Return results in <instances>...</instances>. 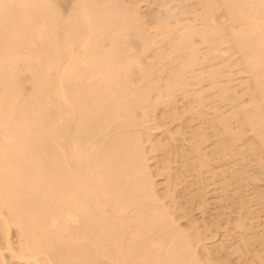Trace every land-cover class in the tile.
I'll return each mask as SVG.
<instances>
[{
  "label": "bare ground",
  "instance_id": "6f19581e",
  "mask_svg": "<svg viewBox=\"0 0 264 264\" xmlns=\"http://www.w3.org/2000/svg\"><path fill=\"white\" fill-rule=\"evenodd\" d=\"M70 2L71 11L65 14L61 9L66 3L60 7L58 0H0V229L7 243L4 248L10 252L8 258L17 264L229 262L216 259L204 240L208 224L206 231L191 224V233L175 225L177 212L186 207L180 206L176 214L171 210L174 207L170 209L173 201L176 207L177 200L171 183L174 188L179 177L182 180L192 171L199 176L211 172L214 152L219 154L215 158L220 153L239 157L248 149L253 157L258 155L264 178V0H160L158 10L151 14L155 5L148 4L149 10L143 5L150 19L139 0ZM163 45L168 46V50L164 46L168 52ZM231 59L232 65L238 64L234 66L249 74L242 71L258 91L253 90L259 98L254 97L255 101L249 92L253 103L249 101L248 108L239 103L244 119L238 114L240 105H235L237 113L231 106L236 113L228 112L232 118L217 109L220 98L228 100L227 94L233 91L228 83L233 79ZM224 70H230V76ZM222 76L228 82H222ZM205 82L207 87L196 85ZM206 90L217 92L211 93L215 100L220 99L217 107L212 96L205 97ZM179 95L187 105L192 98L190 112L198 105L195 114L186 104L179 105L181 110L187 108L180 111L176 103ZM236 96L230 99L238 102ZM224 102L219 104L226 106ZM168 105L175 108L170 111L174 116L198 113L205 125L217 122L223 128L217 132L220 141L215 139L217 126L212 135L204 127L189 129L190 135L185 128L179 130L178 138L185 132L192 142L181 137L189 146H178L177 173L170 165L171 150L177 151L175 146L180 143L177 133L167 132L164 142L163 135L157 138L152 123L148 126L146 120L158 110L164 113ZM173 109L180 114L175 115ZM171 113L168 115L173 118ZM159 117L158 124L166 118L160 121ZM178 117L175 119L182 122L185 116ZM237 118L238 130L230 127V121ZM191 122L189 125L196 123ZM246 128L258 138L253 131V140L245 137ZM165 132L161 133L167 136ZM211 136H216L211 145L221 142L215 144L218 148L205 143ZM245 138L258 142L248 146ZM146 140L154 142L146 145L149 152L145 151ZM239 140H245L249 148L237 145ZM150 159H155L152 164L157 174L155 169L151 171ZM242 171L244 178H250L247 168ZM162 172L177 177L174 182V178H164L170 179L168 184L164 182V193L167 198L173 196L172 203L160 201L164 195L159 199L155 192L158 181L153 177ZM235 172L239 179L241 175ZM202 180L201 186L207 182ZM241 200L246 203L245 198ZM246 214L236 222L240 234L227 239L234 238L230 247L239 257L252 252L251 264H264V231L260 236L250 233ZM11 228L18 233L15 245L9 235ZM2 252L0 264L10 263Z\"/></svg>",
  "mask_w": 264,
  "mask_h": 264
},
{
  "label": "rangeland",
  "instance_id": "374dc122",
  "mask_svg": "<svg viewBox=\"0 0 264 264\" xmlns=\"http://www.w3.org/2000/svg\"><path fill=\"white\" fill-rule=\"evenodd\" d=\"M57 1V0H56ZM60 1H63V0H60ZM64 1H66V0H64ZM63 1V4H62V2L60 3L59 2V0H58V3H59V5H60V7H62V5H64L65 3V6H64V8H62L61 10L63 11V9H64V11H65V14L67 13V11L69 12V11H71L70 10V8H72V7H70V5L72 4V3H74V2H70V0L68 1H66V2H64ZM72 1V0H71ZM120 1V0H119ZM147 1H150V0H147ZM147 1H144V2H141V0H139V2H141V8L143 7V5L146 7V6H148L149 8H147L148 10L149 9H152V7L150 8V6H154L153 7V9L152 10H150V14L152 13V12H156L157 10H158V6H156V5H159V1L158 0H155L156 1V4H155V1H154V3L152 4V3H148ZM152 1V2H153ZM159 3H158V2ZM169 1H171V0H169ZM71 4H70V3ZM174 2V1H173ZM172 3V2H171ZM170 3V5H172ZM138 4H140V3H138ZM150 6H149V5ZM175 5H177L176 3H174ZM174 5V6H175ZM71 6H73V5H71ZM173 6V5H172ZM70 7V8H69ZM178 7V6H177ZM173 8V7H172ZM69 9V10H68ZM142 9H146V8H142ZM147 9H146V12L144 11L143 13H145L144 15H145V17L147 18V19H150V17L148 18L147 16H149L150 14L148 13V11H147ZM173 10V9H172ZM175 10V9H174ZM178 10H180L179 8H177V12H179ZM176 11V10H175ZM174 11V12H175ZM159 12V11H158ZM176 12V13H177ZM162 14V13H161ZM164 46H167V45H163V47H162V49H164V50H166L167 48H168V46L166 47V49H165V47ZM168 50V49H167ZM166 50V52H168ZM234 59V58H233ZM236 59V58H235ZM234 59V60H235ZM229 61L230 60H228L226 63H227V65H229ZM233 60L231 59V61H230V65H232L231 64V62H232ZM235 61H237V60H235ZM238 62V61H237ZM225 63V64H226ZM216 64V63H215ZM214 64V66H216L217 64H219V63H217L216 65ZM221 65V64H220ZM223 65V64H222ZM221 65V66H222ZM229 65V66H230ZM234 65H235V63H234ZM234 65H232V66H234ZM238 65V64H237ZM237 65H235V66H237ZM229 66H226L227 68L229 67ZM232 67L230 70H232L231 71V73L233 74V76H230V74L231 73H228V72H230V70H227L228 72H226L225 70V75L227 74V76H228V74H229V76L232 78L233 77V79L231 80V81H227L226 80V82H228L232 87L230 88V89H233V91L234 90H236V94H237V96H238V98L240 97V100H238V102H235L234 100H232L233 98H234V95L236 96V94H233L234 92L232 91V90H230L231 92H229L228 94H229V97H228V94H227V98H229L228 100H222V98H220L221 99V102L222 101H227L226 103V106H224L225 104H223V105H221L222 103L221 102H219V98H216V100L219 102V103H221V104H219L218 102V107H217V104H216V100H215V98H213V97H215V96H213V95H211V93L212 94H215V93H217V92H213V90H206V91H209V92H207L208 94H205V97L207 96V99H208V95H210V96H212V98L214 99V101H215V107H217V109L219 110V114H221L222 116L224 115V114H226V113H228V112H231L234 108H235V105H240L241 107L239 108V115L241 114L240 112H242L243 111V109H242V105H247V104H249L251 101H255V98L257 99L258 97H255L254 95H253V90H255L256 92H258L256 89H255V86H254V88H253V86H252V84H251V82H254L253 80L251 81V78H250V80H248L249 79V77L247 78V76L245 75V73L247 74V72L246 71H243L241 68H237V67ZM218 66H216L215 68H217ZM220 67V66H219ZM218 67V68H219ZM224 67H225V65H224ZM231 67V66H230ZM238 67H239V65H238ZM237 68V69H236ZM224 69V68H223ZM238 69H241V70H239V71H241V73L240 72H236V71H238ZM245 72V73H243V72ZM247 75H249V74H247ZM223 77V76H222ZM227 78V77H226ZM224 80V77L222 78V82H224V83H226L225 81H223ZM203 83V82H202ZM202 83H198V84H196V85H200V86H204L205 85V87H207V83L205 82V84H202ZM253 85H254V83H253ZM195 86V85H194ZM198 86L196 87L195 86V88H198ZM249 87V88H248ZM200 88V87H199ZM250 89V90H249ZM216 91V90H215ZM254 91V94H256V92ZM247 92V93H246ZM249 92H251L250 94H251V96H253L252 97V99H250L251 97H250V94H249ZM206 93V92H205ZM210 93V94H209ZM259 96V93H257L256 94V96ZM217 96H218V94H217ZM233 96V97H232ZM237 96H236V98H237ZM184 96H182V95H179L178 96V98H177V100H178V102H176V103H179V104H177V107L180 109V107H179V105L180 106H182V107H185V105L184 104H186V103H184V101H183V99H181V100H179L180 98H183ZM220 97V96H219ZM230 97H232V99H230ZM255 97V98H254ZM190 98V97H189ZM211 97L209 98L210 100L212 99ZM186 99L187 100H189L187 97H186ZM213 99L211 100V101H213ZM235 99V98H234ZM259 99V98H258ZM185 100V99H184ZM190 100H192V98H190ZM190 100L189 101H187V103H188V105H187V108L189 109L190 108V106L189 105H191L192 106V104H194L193 103V100L190 102ZM209 100V101H210ZM251 100V101H250ZM180 101V102H179ZM186 101V100H185ZM232 101H234L233 103H232ZM250 101V102H249ZM260 101V100H259ZM189 102L191 103V104H189ZM224 102V103H225ZM258 102V101H257ZM196 103V102H195ZM234 104V105H232V104ZM239 103H241V104H239ZM251 103H253V102H251ZM214 105V104H213ZM169 106V105H168ZM168 106L166 107L167 109H168ZM189 106V107H188ZM195 106V105H194ZM233 107V109L231 110V108ZM251 107L253 106V105H250ZM171 107V108H170ZM172 105H170L169 106V111L166 109V111L165 112H170L171 110H172ZM176 107V108H177ZM181 107V108H182ZM196 107V106H195ZM195 107H193V108H191L192 109V111L191 112H194V109H195ZM246 108H248V106H245ZM244 107V108H245ZM174 108V107H173ZM178 108H177V110H178ZM187 108H185V109H187ZM175 109V108H174ZM174 109H173V111H174ZM183 109L184 108H182V110L180 109V111L181 112H183ZM184 109V110H185ZM196 109H198V105H197V107H196ZM237 109H238V107H237ZM242 111H241V110ZM179 111V110H178ZM189 112H190V109L188 110ZM187 110H186V112H188ZM212 111V110H211ZM234 111L236 112V110L234 109ZM164 112V113H165ZM167 112V113H168ZM172 112V111H171ZM170 112V113H171ZM176 112V110L173 112V113H175ZM188 112V114H190ZM223 112H226V113H224L223 114ZM233 112V111H232ZM231 112V113H232ZM235 112H233V113H235ZM162 113L163 112H159V110H158V112H156V115L159 117V115H161L160 117H159V120L160 121H162L161 120V117H163V118H165L164 120H163V122L162 123H164V124H162V123H159L158 124V117H156V115H149L150 117H151V119L149 118V116H147L148 118H149V120H148V118L146 117V120H147V124H148V126H150V123H152L151 124V126L153 127V128H155V135H157L156 137L158 138V137H161V135L160 134H162L163 136H162V139H163V137H164V142L167 140L166 138H168V136L169 135H167V132H168V134L169 133H171V135H172V131L174 132L173 134H176L177 132H179V130H180V132L181 131H183V130H181V129H184L186 132H188V131H190V130H193V129H198V128H203V129H208V130H205L206 132H211V135H212V131H213V129L217 126V128H215L216 130L218 129V131H216L215 132V134H217V132L220 134V132H221V130L223 129L222 128V126L219 124V123H215V124H217V125H214V126H210L209 124L210 123H206V125H205V122H202V120H199V119H202V118H200L199 117V119H198V113L195 115V116H190V115H186V113L184 112V114H181V115H179L180 117H178V115H176V114H178L179 112H176L175 113V115L178 117V118H183L184 116V118L182 119V122H179V120L176 118L175 119V117L176 116H174V114H172L173 115V118H172V116L171 115H168V114H170V113H166V114H164L163 113V115H162ZM213 112H211V114H212ZM237 113V112H236ZM235 113V114H236ZM151 114V113H150ZM152 114H154V113H152ZM180 114V113H179ZM194 114H195V112H194ZM230 113H228V114H226L227 116H230L229 115ZM243 114V113H242ZM165 115H168V120H167V116H165ZM183 115V116H182ZM212 115H215L214 113L212 114ZM238 115V117H239V119H240V116H242L241 117V119L243 118L244 119V114L243 115H240L239 116ZM182 116V117H181ZM186 116H187V118L189 117L190 119H191V117H192V119H194L193 121H194V123L195 124H190L189 125V123L191 122V120H190V122H189V120H185V119H187L186 118ZM232 116V115H231ZM230 116V117H231ZM155 119H154V118ZM196 119H195V118ZM152 118L154 119V122L155 121H157V122H153L152 121ZM232 118V117H231ZM198 119V120H197ZM152 122H151V121ZM166 120H167V122H166ZM187 121V122H189L188 124L187 123H184L185 121ZM196 120V121H195ZM233 120V119H232ZM230 121V122H233V124L232 123H230V127H231V125H233L234 126V128L236 127L237 128V126L239 127V125L237 124V121H238V118L235 120V122L234 121ZM150 121V122H149ZM159 121V122H160ZM184 121V122H183ZM192 121V122H193ZM201 121V122H200ZM240 121V120H239ZM244 121V120H243ZM243 121H240V122H243ZM191 122V123H192ZM153 123H154V125H153ZM177 123H178V125H177ZM181 123L182 124H187V125H183V126H188L187 128L186 127H183L182 125H181ZM203 123V124H202ZM235 123V124H234ZM161 124L163 125V127L162 128H159V127H161ZM158 125H160L158 128H156ZM221 126V127H218V126ZM237 125V126H236ZM180 126H182V128L180 127ZM232 126V127H233ZM179 127H180V129H179ZM214 127V128H213ZM231 127V128H232ZM151 129L152 131V136H151V139L154 141H156V139H153V138H156L155 137V135H154V129ZM220 128V129H219ZM222 128V129H221ZM233 128V129H234ZM235 128V129H236ZM157 129V130H156ZM168 129H170L171 130V132H169L168 131ZM190 129V130H189ZM214 129V130H215ZM234 129V130H235ZM249 129H251L250 127H249ZM248 128H246V131H245V133L247 132V130H248V132L245 134V137L247 136V137H252V140H253V135H252V131L253 130H249ZM164 130H167L166 132L164 131ZM236 130H238V129H236ZM220 131V132H219ZM158 132V133H157ZM161 132H165L166 133V135L167 136H165V134H163V133H161ZM179 132V134H182V133H180ZM222 132H224V131H222ZM255 131H253V134H254V136H255V133H254ZM189 133V132H188ZM187 133V134H188ZM186 134V135H187ZM191 134V131H190V133L188 134V135H190ZM214 134V132H213V135H215ZM219 134H217V137L216 136H211L210 137V139L211 138H215V139H218L219 141H220V139H219ZM143 135H145V134H143ZM158 135H160V136H158ZM170 135V136H171ZM185 135V132L183 133V136ZM222 135V134H221ZM176 135H174V137H175ZM178 136H180V135H178V133H177V140H179L180 139V143H179V141H178V145L176 144V142L175 141H177V140H175V141H173L177 146H175V145H173V147L175 146L176 148L179 146V144H184V143H188V141H190L188 138V136H184V137H188L187 138V140H185V141H183V143H182V138L181 137H183V136H181L180 138H178ZM145 137V136H144ZM146 137H148L147 135H146ZM166 137V138H165ZM183 137V138H184ZM256 137V136H255ZM220 138H222V137H220ZM256 138H258V137H256ZM256 138H255V140H256ZM145 139H147V138H145ZM185 139V138H184ZM183 139V140H184ZM210 139L208 140V141H210ZM214 139V140H215ZM246 139V144H248L249 143V145L248 146H250V144H252L253 143V141L251 140V138L250 139H247V138H245ZM212 140L213 139H211V141L210 142H205L206 144H210L211 142H212ZM213 140V141H214ZM218 140H216V141H218ZM247 140H251L252 142H249V141H247ZM149 141V140H148ZM147 140H146V142L147 143H145V151H147V152H149V150H146V149H148L149 148V144H151L152 142H151V140H150V142H148ZM154 141V142H155ZM169 141V140H168ZM200 141V140H199ZM198 141V142H199ZM202 141V140H201ZM215 141V142H216ZM218 141V143H221V142H219ZM239 141H241V140H239ZM239 141H237L238 143H237V145H239L240 143H242V144H240L241 145V147H242V145H244L245 144V140H243V142L241 141V142H239ZM257 142H258V140H256ZM256 141H254L255 143H256ZM153 142V143H154ZM190 142H192V141H190ZM190 142H189V144H190ZM153 143L151 144V146L153 145ZM185 144L186 146L188 145V144ZM202 143H204V141H202ZM217 143V142H216ZM216 143H214V145L216 144ZM218 143H217V145H218ZM234 143H235V141H234ZM255 143H253V144H255ZM192 144V143H191ZM205 144V145H206ZM211 144H213V142L211 143ZM210 144V145H211ZM244 145V147L246 146L247 148H249L247 145ZM146 145H149V146H147L148 148H146ZM180 145V146H181ZM200 145H202L203 146V144H200ZM209 145V146H210ZM214 145H211L210 147L212 148ZM220 145V144H219ZM236 145V144H235ZM236 145V146H237ZM256 145V144H255ZM189 146V145H188ZM207 146V145H206ZM206 146H205V148H206ZM216 146V145H215ZM215 146H214V148H215ZM174 147V148H175ZM239 147V146H238ZM243 147V148H244ZM151 148V147H150ZM172 148V147H171ZM174 148H172V149H174ZM175 148V149H176ZM181 148H182V146H181ZM204 148V147H203ZM216 148H218V146H216ZM247 148H245V149H242V148H240V149H242L243 151H246V149ZM179 149V150H178ZM210 149V148H209ZM171 149H168V151H169V153L172 151V153H170V157H171V162H170V165H172L171 167H172V171L175 173L176 171H177V166H179L178 164H180V162L178 163V161H180L179 159H180V155H179V158H178V152L179 151H181L180 150V148L178 147L177 148V151H174V150H171ZM215 150H217V149H215ZM239 150V149H238ZM240 151V150H239ZM248 151H249V149L247 150V152H244L243 154H245V155H243V154H241V156L239 155V157H237V156H230V155H227V156H225L224 154L222 155V153H220L221 154V156H219V157H217V158H215V156H217V155H219V154H215L216 152H214L213 154H212V158H210L211 160H212V164H210V165H212V166H210L213 170H211V172H204L203 173V175L202 176H199V175H197V173H196V175L197 176H199V179H200V177L201 178H203V180H204V182L205 181H207V182H203L204 184H205V186H206V188H205V186H204V184H202V186H201V180H200V184H199V179H198V177L193 173L192 174V172H190L191 174H188V175H184V177L182 176V180H180V178L181 177H179L178 179H177V177L175 176V174L174 173H172V175L173 176H175V177H171V175L169 176V174L168 175H166L165 174V172H162L163 174H160V175H155V174H157V172H156V166L154 165V164H152V163H154V161H155V159H150V162L148 161V163H149V165L151 166V171L153 170L154 171V169H155V174H153V175H155L154 177H153V180H155V183L158 181V183H156V185H157V189H155V192H157L156 194L158 195V197L159 196H162V195H164L163 197H161V200L160 201H162L163 199L165 200H163L164 201V203H166V202H169V201H171V202H169V203H172V197L171 196H169V195H167V196H169L168 198L167 197H165L166 195L165 194H167L166 192L164 193V190L166 189V186H165V183L164 182H169V180L171 179H175V180H173V182L174 181H177L178 183L176 184V182H175V184L177 185H175V187L174 188H172L173 187V183H171V189H172V191H174L172 194L174 195V199H175V196L177 197V200H176V207H175V202L173 201V203L172 204H168L169 205V207H170V209L172 208V207H174V208H172L171 210L173 211V212H175V214H176V210L178 211V209L180 208V206H182V207H186L185 208V210L182 208H180L179 209V211L177 212V214H176V217H175V219H176V221H177V224H176V221H175V225L176 226H178L179 227V225L181 226V229H184V230H187L188 232L190 231V230H188V228H190V229H192V230H194V228H192L190 225L192 224H194L195 223V225H196V223L199 225H197L198 226V228L200 229V230H204L205 229V231H206V228H205V225L206 224H208L209 225V227H210V229H207V231L206 232H203V233H205V237H206V239H205V237H204V240L206 241V243L207 244H210V250L211 251H213V253L215 252V255H213V256H215L216 257V259L218 258V257H221V258H223V260H222V262H225V261H229V262H227V263H229V264H251V261H250V259L253 257L252 255H251V253H248V254H245L246 255V257H244L245 255H241L242 257H239L240 256V254L239 255H237V254H235V252L233 251V249L231 250V247H230V244L233 242V241H235L234 240V238L233 239H227V237H229V235H231V234H233V236L234 235H236V234H240V230L236 227V222L238 221L237 219H238V217L239 216H241V214L243 215L244 214V216H245V214H246V216H248V217H246V223H247V227H249L250 228V233L252 232V234L253 233H255V234H258V236H260V232H262V231H264V193H260L261 191L262 192H264V178L261 176V174H260V166L258 167V165H260L259 163V158L257 159V157H258V155L256 156V154H255V156L253 157V153L254 152H252V150H251V153L253 154V155H250V152L248 153ZM146 152V153H147ZM176 152H177V154H176ZM247 153V154H246ZM259 153V152H258ZM148 154V153H147ZM150 154V153H149ZM148 154V155H149ZM175 156H177V157H175ZM214 156V157H213ZM243 157H244V159H243ZM215 158V159H214ZM154 160V161H153ZM176 160H178V161H176ZM151 163V164H150ZM241 167H242V169H241ZM245 167V168H244ZM240 168V169H239ZM246 168H247V171H248V173H249V176H250V178L248 177V175H247V177L249 178H244L241 174H243V169L244 170H246ZM237 170V171H236ZM152 171V172H153ZM164 171V170H163ZM171 171V172H172ZM214 171V172H213ZM238 172L240 175H241V177H243V178H241V177H239V179L241 178L242 180H239L237 177L239 176H237V177H235L234 175V172ZM242 171V172H241ZM153 172V173H154ZM235 172V173H236ZM177 173V172H176ZM238 173H236V174H238ZM246 174H248L247 172H245ZM167 176V178L168 177H171L170 179H168L167 181H166V176ZM245 176V175H244ZM246 177V176H245ZM164 178H166V179H164ZM162 179L164 180V181H162ZM180 180V181H179ZM202 180V181H203ZM171 182V181H170ZM168 184V183H167ZM156 185H155V188H156ZM167 186H169V185H167ZM199 186H200V188H199ZM201 187H202V189H201ZM206 189V191H205V189ZM198 189V192L199 191H203V189H204V191H205V194H203L202 193V196H200L201 194V192H199L198 194H196L197 192H196V190ZM199 189H201V190H199ZM158 190V191H157ZM261 190V191H260ZM193 192V193H192ZM192 194V195H190L189 196V194ZM159 194H161V195H159ZM200 194V195H199ZM262 194V196H260ZM199 197H198V196ZM241 198H245L246 199V203L244 204V203H242L241 201ZM159 199H160V197H159ZM241 200V201H240ZM243 202H245V201H243ZM242 203V204H241ZM172 205V206H171ZM178 207V208H177ZM176 208V209H175ZM251 210V212L250 211H247V210ZM241 211H245V213H243V212H241ZM247 211V212H246ZM250 212V213H249ZM249 213V214H248ZM174 214V215H175ZM192 220H194V221H192ZM189 221H191V223L189 222ZM207 225V226H208ZM196 226V227H197ZM202 227V228H201ZM208 227V228H209ZM248 228V229H249ZM16 229H14V228H11V233L9 234V232H8V234L11 236V238L10 239H12L13 238V240H11V241H13L12 243H14V240H15V242H16V239L18 238L17 236V234L18 233H16L17 231H15ZM1 229H0V234H1ZM190 233H191V231H190ZM263 233V232H262ZM3 235V237L4 238H2L1 236ZM226 235H228V236H226ZM257 237V236H256ZM0 251H1V249H3V252L2 253H5V255L3 256V254H2V256L3 257H6V259L8 260V262H10L11 260V258L9 259L8 258V255L10 256V254H8V253H10V252H8V250L7 249H5L6 247V245H5V243L6 242H4L3 240H5V236H4V234H1L0 235ZM231 241L230 243H229V241ZM202 242H204V241H202ZM257 242V241H256ZM255 242V244H256V248L258 249V247L257 246H259V243L257 244ZM205 243V242H204ZM205 243V244H206ZM7 244V243H6ZM206 244V246L208 247V245ZM14 245H15V243H14ZM213 247H215V248H217V250L216 249H214L213 248V250H212V246ZM195 246H198V244H194V248H196L197 249V247H195ZM5 247V248H4ZM199 248L201 249V247H200V245H199V247H198V250H199ZM202 250V249H201ZM200 250V251H201ZM212 253V254H213ZM201 254H202V257H205V255H204V253L203 252H201ZM248 255V256H247ZM252 256V257H251ZM249 258V259H248ZM220 259V258H219ZM248 259V260H247ZM4 260H5V258H4ZM7 260H5V261H7ZM10 260V261H9ZM225 260V261H224ZM15 261V262H14ZM203 261H204V258H203ZM207 260L205 259V261L204 262H206ZM14 262V263H13ZM17 262L18 261H16V260H13L12 259V261L10 262L11 264H17ZM7 263V262H6ZM10 263H7V264H10ZM21 262H19V264H20ZM226 262L224 263V264H227ZM22 264V263H21ZM253 264V263H252Z\"/></svg>",
  "mask_w": 264,
  "mask_h": 264
}]
</instances>
